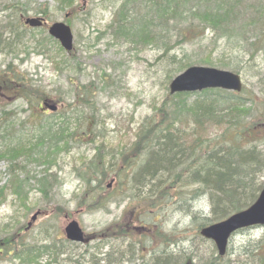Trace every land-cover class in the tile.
Listing matches in <instances>:
<instances>
[{"label":"trees","instance_id":"1","mask_svg":"<svg viewBox=\"0 0 264 264\" xmlns=\"http://www.w3.org/2000/svg\"><path fill=\"white\" fill-rule=\"evenodd\" d=\"M0 1V4L3 3L0 5V11L13 9L11 14H6L0 19V52L11 55L15 61L18 54L25 53L28 47L23 42L24 30L27 28L21 17L28 15L29 0H16L19 5L11 7L9 2L14 0ZM53 1L60 11L76 14L82 2L86 0ZM100 1L102 8L111 3L114 5L108 30L115 40L134 46H150L160 51L159 58L163 60L162 66L167 71V83L174 75L193 64L213 66L215 61L212 54L217 51V44L220 43L231 52L243 50L246 53L249 50L251 59L259 51H264V0ZM48 10L49 7H42L36 13L46 14ZM65 18L68 25L72 23L70 18ZM34 38L35 35L32 36V39ZM47 38L52 39L50 36ZM205 39H208V42L202 45L203 55L199 57L201 59L192 62L191 55L184 52L185 45ZM44 40V37L36 39L32 49L39 53ZM54 45L57 50L64 52L58 41L55 40ZM176 49L182 50L180 56ZM67 53L72 55L73 51ZM218 58L220 68H230L229 61H223L220 56ZM68 62L72 64L71 61H62L65 69L69 66ZM59 63L54 62L56 67ZM74 66L78 68V63ZM233 70L238 73L241 68L236 65ZM102 72V75L109 76L105 71ZM0 81L9 87L13 86L16 96L27 103L34 97L37 102L44 98L43 95L36 98L38 93L37 89L32 87V80L11 68L10 64L0 74ZM168 89L166 88L161 106L153 107L152 115L135 124L129 144L112 149L113 152L107 155L102 145H97L92 159L83 161V165H86L85 171L77 176L86 185L85 188L90 189L87 195L91 196V200L97 197L98 190H104V183L108 178L118 179V184L124 185L123 193H130L129 212L139 214L140 221L141 217L151 210L161 209L169 202L178 200L183 206H189L188 216L190 222L197 226L198 239L211 241L201 236L200 229L247 208L264 187V133L261 134L264 132V114L261 112V116L249 120L253 104H247L254 100L251 98L248 101L249 97H244L243 94L220 88L173 94ZM193 95L200 97L189 102ZM88 97L87 89L81 87L72 98L74 103L68 104L75 106L72 113L78 115V121L84 116H94L91 106H88L89 112H85L84 106L90 102ZM3 110L0 109V119H6L8 116ZM58 113L60 118L67 117L66 111ZM34 116L41 119L36 113ZM7 120L4 124L8 123ZM2 124L3 120H0V127ZM54 128L52 122L40 123L38 135L31 136L35 143L30 140L14 142L10 137L12 128L5 133L0 130V160L9 161V171L12 174L5 183L0 184V205L6 202L9 192L16 195L22 204L28 199L26 179L20 177L19 173L20 169H23L19 163L21 158L34 160L46 168L37 179L35 187L43 196L47 197L48 192L54 188L56 180L51 178L49 169L57 164L59 154L69 150L66 137L72 138L76 134L74 130L69 132L65 125L56 130ZM80 132L93 139L104 137L97 131L96 123L87 125ZM43 146L45 149L34 152V149ZM204 196L207 197L210 207L208 216L192 209L194 206L191 207L193 202ZM112 198L113 192L108 189L96 201L92 200V203L88 204L84 199L81 205L86 204L89 210L106 208ZM158 234L162 237L161 233ZM164 238L163 248L157 253L153 252L147 264H189L194 258L198 259L199 264H264V256L257 253L264 244L263 238L252 245L251 242L246 245L243 253L246 260L242 262L218 261L222 256L215 254L212 241V254L205 258L197 252L199 246L195 251L189 245L185 251L183 246L178 248L180 242L171 240L167 234ZM10 241L8 237L0 236V252L4 251L6 255L18 259L20 264H39V259L44 255H51L56 263L65 247L62 246L64 242L57 245V242L27 244ZM108 241L110 239L106 242ZM170 244L175 248H170ZM249 245L251 247L247 251ZM129 246L131 252L136 250L132 248V243ZM99 259L103 264H112L110 253L107 257ZM75 262L82 264L80 259ZM87 264L98 262L91 259Z\"/></svg>","mask_w":264,"mask_h":264},{"label":"rangeland","instance_id":"2","mask_svg":"<svg viewBox=\"0 0 264 264\" xmlns=\"http://www.w3.org/2000/svg\"><path fill=\"white\" fill-rule=\"evenodd\" d=\"M0 5L2 6L3 3ZM13 5L19 4L16 0L9 2L10 7ZM28 5V15L21 17L23 23L25 17L41 16L46 26L43 28L25 26L27 29L24 30L23 42L28 46L27 51L18 54L15 61L12 60L11 55L0 52V74L10 64L11 68L32 80V87L37 89L36 93H38L36 98L39 95H43L44 98L37 102L34 97L27 103L16 96L13 86L9 87L0 81V109L8 113L7 118L10 117L8 120L0 119L3 120L1 133H5L6 130L9 132L12 128L13 133L10 137L14 142L30 140L31 143H35L31 136L38 135L40 123L52 122L55 130L65 125L69 132L74 130L76 134L72 138L66 137L69 141V150L59 154L57 164L49 169L51 178L56 180L57 184L54 183V188L48 192L47 197L35 188L37 179L42 176V171L46 168L34 160L24 158L19 160L23 167L19 173L20 177L26 179L28 199L24 205L16 195L8 193L6 202L0 205V236L8 237L11 243L57 242V245H60L64 242L62 245L65 246L64 252L59 254L58 262L55 263L51 255H44L39 259V264H76V259H80L82 264H87L91 259L103 264L99 258L107 257L108 253L111 254L112 264H147L151 254L163 248L165 234L171 240L180 242L178 248L183 246L186 251L190 245L192 250L197 251L199 246L197 252L202 257L211 256V241L198 239L197 226L190 222L188 216L189 206H183L178 200L169 202L161 209L151 210L141 217L142 223L139 214L129 212V191L123 193L124 185L118 184V179L108 178L104 183V190H98L97 197L92 200L96 201L100 195H104L110 189L113 192L112 202L106 208L96 210H89L86 204L81 205L84 199L88 204L92 203L91 196L87 195L90 189L85 188L86 185L77 176L78 173L85 171L86 165H83V161L92 159L97 145H102L107 155L113 152L112 149L129 144L132 141L135 124L152 115L153 107H159L163 103L170 81L167 83V71L162 66L163 60L159 58L160 51L150 46H134L115 40L108 30L113 18L112 3L102 8L100 0H86L82 2L76 14L60 11L53 0H29ZM42 7H49L46 14L36 13ZM12 11V8L0 11V19L6 14H11ZM65 17L72 20L69 24L74 35L72 55L57 50L54 45L56 39L47 31L48 25L54 21L66 22ZM33 35H35L34 39H32ZM48 36L52 39H48ZM43 37L46 40L37 53L32 48L35 40ZM206 42L208 39L185 45L184 52L191 55L192 62L201 59L199 57L203 55L202 45ZM263 52L259 51L251 59L249 50L246 53L243 50L231 52L220 43L217 44V51L212 54V59L215 61L213 66L202 64L191 66L224 69L218 66L219 56L223 61L231 63L230 68L226 69L228 71L235 73L233 68L239 65L241 70L237 74L241 76L243 89L236 94L249 97L248 101L251 98L254 100L247 104V106L253 104L251 114L248 116V119L252 120L264 114ZM177 53L180 56L182 50H177ZM62 61H71L72 64L68 62L69 66L65 69ZM54 62L61 63L57 65L60 69ZM75 63H78V68L74 66ZM102 71L109 76L102 75ZM81 87L87 89L90 100L87 102L89 105L84 106L85 112H89L88 106H91V111L92 108L94 109V116L93 118L82 116L83 118L78 121V115L72 113L75 106L68 104L74 103L72 98ZM199 97L193 95L189 102ZM43 101L55 104L56 111L47 110L42 104ZM79 107L81 109V105ZM58 111H66L67 117L60 118ZM35 113L37 116L42 114L39 116L40 120L34 116ZM5 120L8 123L4 124ZM94 123L97 125V131L104 137L93 139L80 132L87 125L91 126ZM43 148L44 146L34 149V152L38 153ZM11 175L9 161L0 160V184L5 183ZM192 206H194L192 209L209 215L207 197L198 199L191 204ZM35 213H37L35 220H31ZM71 220H76L84 230V243H68L65 238L64 228ZM158 233H161L162 237ZM262 238L264 239V226L236 232L229 240L227 252L218 261L246 260V255L243 254L246 245L249 242L252 245ZM107 239L110 241L106 242ZM131 243L134 245L132 248L136 249L134 252L130 251ZM251 245L247 247V251ZM170 248L174 249L175 246L170 244ZM214 249L215 254L219 255L216 247ZM257 253L264 256V244ZM188 263L199 264L197 258ZM0 264H20V262L3 251L0 252Z\"/></svg>","mask_w":264,"mask_h":264},{"label":"water","instance_id":"3","mask_svg":"<svg viewBox=\"0 0 264 264\" xmlns=\"http://www.w3.org/2000/svg\"><path fill=\"white\" fill-rule=\"evenodd\" d=\"M24 23L31 27H41L44 24L42 17H27ZM48 34L59 41L65 51L73 49V32L71 27L62 22L56 21L48 27ZM242 79L239 74L228 70L217 69L209 66H190L169 83V92H199L204 89L221 88L240 92ZM48 109L55 111V104L43 103ZM35 213L31 220H35ZM264 226V187L258 194L255 201L247 208L233 213L224 220L204 226L200 234L206 239L214 242L220 256L227 251L230 237L239 229ZM65 237L69 241L82 243L85 241L84 231L76 220H71L64 228Z\"/></svg>","mask_w":264,"mask_h":264},{"label":"bare ground","instance_id":"4","mask_svg":"<svg viewBox=\"0 0 264 264\" xmlns=\"http://www.w3.org/2000/svg\"><path fill=\"white\" fill-rule=\"evenodd\" d=\"M209 212H210V207H209Z\"/></svg>","mask_w":264,"mask_h":264},{"label":"flooded vegetation","instance_id":"5","mask_svg":"<svg viewBox=\"0 0 264 264\" xmlns=\"http://www.w3.org/2000/svg\"><path fill=\"white\" fill-rule=\"evenodd\" d=\"M48 110V109H47Z\"/></svg>","mask_w":264,"mask_h":264}]
</instances>
